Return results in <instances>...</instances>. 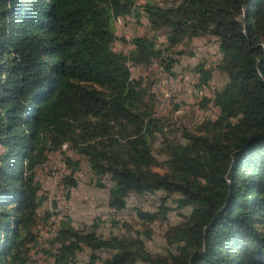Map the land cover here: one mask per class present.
<instances>
[{
  "label": "trees",
  "instance_id": "trees-1",
  "mask_svg": "<svg viewBox=\"0 0 264 264\" xmlns=\"http://www.w3.org/2000/svg\"><path fill=\"white\" fill-rule=\"evenodd\" d=\"M133 11V0H0V264L28 263L43 201L34 169L64 145L92 177L110 182L114 213L129 195L164 197L155 212L134 209L140 230L123 223V233L107 238L95 224L76 229L61 220L42 250L51 264H81L83 249L90 254L82 264H264V0L141 7L167 48L213 38L220 56L213 70L226 79L202 101L214 119L181 130L182 142L163 139L162 173L152 154L162 121L126 67L162 62L161 52L144 37L126 56L111 49L112 19ZM194 72L198 88L207 86L212 69ZM78 164L67 161L65 189ZM172 197L180 222L163 233L165 253L151 254L143 239L166 222Z\"/></svg>",
  "mask_w": 264,
  "mask_h": 264
},
{
  "label": "rangeland",
  "instance_id": "rangeland-1",
  "mask_svg": "<svg viewBox=\"0 0 264 264\" xmlns=\"http://www.w3.org/2000/svg\"><path fill=\"white\" fill-rule=\"evenodd\" d=\"M134 11L131 14L113 18L111 28L114 40L111 49L116 54L127 55L133 50L132 41L138 37L151 40L155 49L161 52L162 62L153 61L148 65L126 64L132 79H140L154 102V116L162 122L163 135H157L153 140L152 154L158 166L154 171L162 173L159 167L163 158L161 151L163 139H175L180 142L181 130L192 131L200 122L214 119L216 110L210 104L202 105L203 99H210L214 90L220 89L226 79L213 70L220 56L217 44L213 38L201 37L167 48L163 32L150 31L141 7L147 3L165 5V0H133ZM212 69L211 79L207 86L198 88V76L194 72L197 65ZM68 160H78L79 164L73 174L74 186L65 189L63 177L69 175ZM34 180L39 186L38 196L43 198L36 212L32 235L35 242L28 246L27 264H51L50 258L42 250H49V241L55 236L58 224L65 218L76 229L97 225V233L102 238L110 234L123 233L122 224L130 225L140 230L134 218V209L143 212H155L164 197L163 193L136 197L129 195L125 209L114 213L107 208L108 189L110 182L91 176L88 167L81 158L74 156L67 146L47 155L46 161L34 169ZM100 186V187H99ZM172 197L166 201V207L171 209L165 223L151 225V235L143 239L146 250L151 254H164L166 247L163 233L169 226L180 222L174 211ZM186 215L188 210L181 212ZM116 222V227L112 226ZM89 251L83 249L77 255V261L84 263ZM101 259L104 253L97 254Z\"/></svg>",
  "mask_w": 264,
  "mask_h": 264
}]
</instances>
